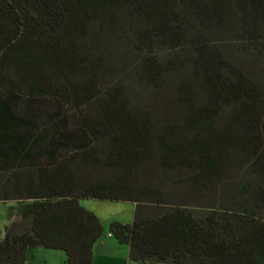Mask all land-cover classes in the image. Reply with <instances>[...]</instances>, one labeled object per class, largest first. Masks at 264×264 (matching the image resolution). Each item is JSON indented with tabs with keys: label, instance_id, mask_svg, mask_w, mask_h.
<instances>
[{
	"label": "trees",
	"instance_id": "obj_1",
	"mask_svg": "<svg viewBox=\"0 0 264 264\" xmlns=\"http://www.w3.org/2000/svg\"><path fill=\"white\" fill-rule=\"evenodd\" d=\"M85 199L132 261L264 264V0H0V264H93Z\"/></svg>",
	"mask_w": 264,
	"mask_h": 264
},
{
	"label": "rangeland",
	"instance_id": "obj_2",
	"mask_svg": "<svg viewBox=\"0 0 264 264\" xmlns=\"http://www.w3.org/2000/svg\"><path fill=\"white\" fill-rule=\"evenodd\" d=\"M15 203L0 204V226L4 230L15 218V212L11 206ZM81 204L95 212L101 219L104 228V238L97 242L94 247L93 264H146L130 260V247L120 245L115 238L109 237L110 222L116 220L124 223H131L134 220L135 204L132 202H112L98 199H85ZM12 213V215H11ZM12 217V218H11ZM110 244L104 245V241ZM27 264H66V254L61 250L37 247L28 253ZM149 264H169L162 262H150Z\"/></svg>",
	"mask_w": 264,
	"mask_h": 264
},
{
	"label": "crops",
	"instance_id": "obj_3",
	"mask_svg": "<svg viewBox=\"0 0 264 264\" xmlns=\"http://www.w3.org/2000/svg\"><path fill=\"white\" fill-rule=\"evenodd\" d=\"M109 237H111V236L109 235ZM103 243H104V245H108V244H110V241L107 240V241H104ZM147 264H149V263H147Z\"/></svg>",
	"mask_w": 264,
	"mask_h": 264
},
{
	"label": "water",
	"instance_id": "obj_4",
	"mask_svg": "<svg viewBox=\"0 0 264 264\" xmlns=\"http://www.w3.org/2000/svg\"><path fill=\"white\" fill-rule=\"evenodd\" d=\"M147 264V263H146Z\"/></svg>",
	"mask_w": 264,
	"mask_h": 264
}]
</instances>
